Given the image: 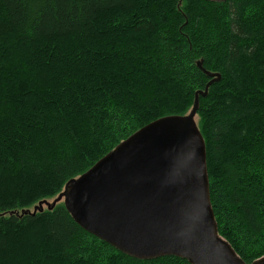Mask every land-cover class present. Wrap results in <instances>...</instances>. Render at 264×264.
Masks as SVG:
<instances>
[{
  "label": "trees",
  "instance_id": "16d2710c",
  "mask_svg": "<svg viewBox=\"0 0 264 264\" xmlns=\"http://www.w3.org/2000/svg\"><path fill=\"white\" fill-rule=\"evenodd\" d=\"M197 63H200V68ZM219 236L264 257V0H0V264L133 259L81 229L64 185L195 93Z\"/></svg>",
  "mask_w": 264,
  "mask_h": 264
},
{
  "label": "water",
  "instance_id": "95a60500",
  "mask_svg": "<svg viewBox=\"0 0 264 264\" xmlns=\"http://www.w3.org/2000/svg\"><path fill=\"white\" fill-rule=\"evenodd\" d=\"M204 73L211 80L195 93L187 115L137 130L68 181L54 201L44 203L46 209L62 202L81 229L136 260L245 264L219 236L210 205L205 146L195 116L198 96H206L220 76Z\"/></svg>",
  "mask_w": 264,
  "mask_h": 264
},
{
  "label": "rangeland",
  "instance_id": "374dc122",
  "mask_svg": "<svg viewBox=\"0 0 264 264\" xmlns=\"http://www.w3.org/2000/svg\"><path fill=\"white\" fill-rule=\"evenodd\" d=\"M54 200V199H53ZM53 200H47V203H51ZM40 204H36L35 206H33L32 208H30V209H27V210H23V211H25V212H28V213H33V212H35V211H37V210H46V206L45 205H43L42 204V206H39ZM38 206V207H37ZM40 207H42L41 209H40Z\"/></svg>",
  "mask_w": 264,
  "mask_h": 264
},
{
  "label": "bare ground",
  "instance_id": "6f19581e",
  "mask_svg": "<svg viewBox=\"0 0 264 264\" xmlns=\"http://www.w3.org/2000/svg\"><path fill=\"white\" fill-rule=\"evenodd\" d=\"M199 68H200V67H199ZM202 71H203V73L205 72L204 70H202ZM204 74H205V73H204ZM199 97H201V96H198V99H199ZM194 99H195V96H194ZM192 106H193V105H192ZM195 117H196V116H195ZM96 163H97V162H96ZM96 163H95V164H96ZM95 164H94V165H95ZM94 165H93V166H94ZM93 166H92V167H93ZM92 167H91V168H92ZM91 168H90V169H91ZM88 170H89V169H88ZM88 170H87V171H88ZM87 171H86V172H87ZM83 174H84V173H83ZM83 174H82V175H83ZM80 176H81V175H80ZM77 178H78V177H77ZM75 179H76V178H75ZM60 193H61V192H60ZM57 197H58V196H57ZM57 197H56V198H57ZM56 198H55V199H56ZM53 201H54V200H53ZM45 202H46V201H44V202H42V203H39V204H43V205H44ZM61 203H62V202H61ZM62 204H63V203H62ZM37 207H38V206H37ZM64 208H65V207H64ZM65 210H66V209H65ZM39 212H40V211H39ZM26 213H28V212H25V211H22V212H21V214H26ZM74 223H75V222H74ZM88 234H89V233H88Z\"/></svg>",
  "mask_w": 264,
  "mask_h": 264
},
{
  "label": "snow or ice",
  "instance_id": "6c2138e0",
  "mask_svg": "<svg viewBox=\"0 0 264 264\" xmlns=\"http://www.w3.org/2000/svg\"><path fill=\"white\" fill-rule=\"evenodd\" d=\"M57 6H61L64 3V0H54ZM260 264H264V258H261Z\"/></svg>",
  "mask_w": 264,
  "mask_h": 264
}]
</instances>
